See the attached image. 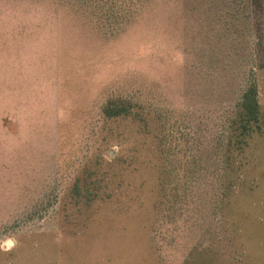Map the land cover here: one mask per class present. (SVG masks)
Returning <instances> with one entry per match:
<instances>
[{
	"label": "rangeland",
	"instance_id": "obj_1",
	"mask_svg": "<svg viewBox=\"0 0 264 264\" xmlns=\"http://www.w3.org/2000/svg\"><path fill=\"white\" fill-rule=\"evenodd\" d=\"M139 6L0 0V264H264V0Z\"/></svg>",
	"mask_w": 264,
	"mask_h": 264
},
{
	"label": "trees",
	"instance_id": "obj_2",
	"mask_svg": "<svg viewBox=\"0 0 264 264\" xmlns=\"http://www.w3.org/2000/svg\"><path fill=\"white\" fill-rule=\"evenodd\" d=\"M82 2H94L95 6L99 9H103L104 12L108 13L109 11L111 13L113 12H125L123 15L130 16L131 14L137 13L139 9V3L138 0H120L121 2H118L119 0H80ZM110 1V2H108ZM104 3H110L107 7L104 5ZM139 6V7H138ZM144 6V5H143ZM122 15V16H123ZM116 26V23H115ZM104 112L109 116H120V115H128L130 112L129 107L120 104L115 103V106L107 105L104 108ZM239 120L241 121V130L240 134L246 135L249 133V131L252 129L253 125H257V127H260L258 124L259 121V103L257 99V88L256 85L251 83L247 86V88L244 90L242 94V99L240 103L239 108ZM162 169V168H161ZM161 173L159 174V179L161 178ZM158 195H162L161 188L158 190ZM194 263V262H193Z\"/></svg>",
	"mask_w": 264,
	"mask_h": 264
}]
</instances>
